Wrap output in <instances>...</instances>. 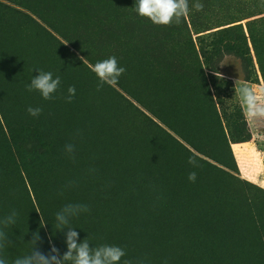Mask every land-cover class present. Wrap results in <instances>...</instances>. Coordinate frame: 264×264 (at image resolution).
<instances>
[{
    "label": "rangeland",
    "instance_id": "1",
    "mask_svg": "<svg viewBox=\"0 0 264 264\" xmlns=\"http://www.w3.org/2000/svg\"><path fill=\"white\" fill-rule=\"evenodd\" d=\"M195 2L181 23L157 26L135 0H0V221L17 213L0 224L9 264L36 232L42 252L66 251L55 215L68 204L90 209L70 220L79 240L122 247L121 264H264V140H253L234 93L238 78L264 83V0H199L202 11ZM231 28L240 33L221 34ZM5 35L42 48L46 71L62 70L82 103L126 134L119 163L94 146L79 153L53 112L33 117L15 101L1 73ZM110 56L126 71L97 91L87 63Z\"/></svg>",
    "mask_w": 264,
    "mask_h": 264
},
{
    "label": "clouds",
    "instance_id": "2",
    "mask_svg": "<svg viewBox=\"0 0 264 264\" xmlns=\"http://www.w3.org/2000/svg\"><path fill=\"white\" fill-rule=\"evenodd\" d=\"M134 9L136 13L143 18L150 20L157 26H170L173 23L179 24L186 19L190 13L189 0H135ZM197 11H202L204 5L196 0L191 5ZM83 63H87L85 58H81ZM87 67L96 75L98 79L97 91L105 84L115 87L121 75L126 71L121 67L115 56L97 61L95 64L87 63ZM39 75L32 77L27 90L37 91L43 99L51 100L60 87L61 80L59 76L53 77L51 72L38 70ZM217 78H222L221 73L216 72ZM68 96L65 97L66 102L71 103L75 94V86L68 87ZM234 93L238 97L242 114L246 122L256 130L253 140H264V135L260 134L259 129L264 127V83L251 84L241 81L239 78L234 81ZM29 115L38 117L43 111L40 107H29L27 109ZM65 151L73 153L75 146L72 144L65 145ZM72 159H75L73 156ZM188 163L194 168L199 167L197 158L189 157ZM196 172L192 171L188 175L190 182H195ZM90 209L83 204L65 205L55 215L56 228L58 231L64 232V243L66 251L61 254L55 245L50 246L48 253L42 252L38 247L40 241L39 233H33L30 242V250L21 256H17L11 261V264H121L122 258L126 255L125 250L112 244H101L93 247L87 237L80 241L79 233L75 227L70 226V220L73 216L79 215L81 212H88ZM17 213L13 211L5 217L0 224L3 228L16 223ZM0 228V264H9V261L2 255L7 243V233ZM51 244V241H50ZM127 264V262H125Z\"/></svg>",
    "mask_w": 264,
    "mask_h": 264
},
{
    "label": "trees",
    "instance_id": "3",
    "mask_svg": "<svg viewBox=\"0 0 264 264\" xmlns=\"http://www.w3.org/2000/svg\"><path fill=\"white\" fill-rule=\"evenodd\" d=\"M240 33L239 28H231L230 31H223L221 34L225 37H231L232 34ZM4 37V38H3ZM2 38L4 62L1 65V73L5 74L9 84L13 86L15 101L26 104L27 107H45L49 112H53L70 131L76 149L79 153L82 151L88 153L94 146V153L98 157L104 158L111 163H119L120 152L123 142L126 140V134L116 135L108 128L107 123L103 122L102 114L96 113L91 107L82 103L85 99V93L82 88L73 84L68 76L61 70L56 75L60 77L61 84L53 99L45 100L39 92L27 90L32 77L39 75L38 70L46 71L45 61L43 60L42 48L35 43H26L28 46H20L12 36L5 35ZM237 46L242 43L237 38L233 44ZM237 46H227L235 48ZM218 49L213 48V54ZM240 51V50H238ZM29 56L31 57L29 60ZM75 86L76 94L71 103L66 102L68 96V87ZM20 104V105H21ZM141 154L136 161L142 166L148 165V159ZM133 163L135 161H132ZM131 163V162H130Z\"/></svg>",
    "mask_w": 264,
    "mask_h": 264
}]
</instances>
